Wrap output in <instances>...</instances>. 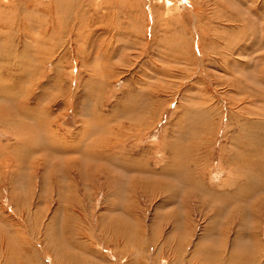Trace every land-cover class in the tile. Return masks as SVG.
Returning a JSON list of instances; mask_svg holds the SVG:
<instances>
[{
	"label": "rangeland",
	"instance_id": "obj_1",
	"mask_svg": "<svg viewBox=\"0 0 264 264\" xmlns=\"http://www.w3.org/2000/svg\"><path fill=\"white\" fill-rule=\"evenodd\" d=\"M261 200L264 0H0V264H264Z\"/></svg>",
	"mask_w": 264,
	"mask_h": 264
},
{
	"label": "bare ground",
	"instance_id": "obj_2",
	"mask_svg": "<svg viewBox=\"0 0 264 264\" xmlns=\"http://www.w3.org/2000/svg\"><path fill=\"white\" fill-rule=\"evenodd\" d=\"M58 2V1H57ZM51 6V5H50ZM54 6H56L55 4H54ZM58 7H59V5H57L56 6V8L58 9ZM62 8V7H61ZM59 10V9H58ZM257 140V139H256ZM260 140V139H259ZM254 142V141H253ZM171 144V143H170ZM164 145V144H163ZM246 145V144H245ZM103 147V146H102ZM164 147V146H163ZM244 147V146H243ZM165 148V147H164ZM246 148H248V147H246ZM255 148V147H254ZM249 149V148H248ZM260 149V148H259ZM89 150H90V148H89ZM101 150V149H100ZM88 151V150H87ZM107 151V150H106ZM252 151V150H251ZM91 152V151H90ZM165 152V151H164ZM92 153H94V152H92ZM128 153V152H127ZM239 153V152H238ZM85 154V153H84ZM87 154V153H86ZM174 154V153H173ZM114 155V154H113ZM231 155V154H230ZM100 156H102V155H100ZM119 156V155H118ZM120 156H123V155H120ZM125 156V155H124ZM102 157H104V156H102ZM111 157V156H110ZM250 157V156H249ZM128 158V157H127ZM241 158V157H240ZM99 159V158H98ZM169 159V158H168ZM175 160V159H174ZM234 161V160H233ZM176 163V162H175ZM170 164V163H169ZM174 164V163H173ZM255 165V164H254ZM186 166V165H185ZM184 166V167H185ZM187 167V166H186ZM186 167H185V169H186ZM170 168V167H169ZM233 168V167H232ZM250 169V168H249ZM125 170V169H124ZM162 170V169H161ZM165 170H166V167L164 168V172H165ZM174 170V169H173ZM191 170V169H190ZM178 171V170H177ZM188 171V170H187ZM241 171V170H240ZM174 172H176V170L174 171ZM242 172V171H241ZM160 173V172H159ZM194 173V172H193ZM126 174V173H125ZM176 174V173H175ZM179 175H180V173H179ZM192 176V175H191ZM175 177V176H174ZM186 177V176H185ZM193 177V176H192ZM176 178V177H175ZM179 178H181V177H179ZM172 179H174V178H172ZM182 180H183V178H182ZM181 181V180H180ZM198 181V180H197ZM232 181V180H231ZM175 182V181H174ZM193 182V181H192ZM232 182H234V178H233V181ZM231 182V183H232ZM176 183V182H175ZM180 183V182H179ZM230 183V182H229ZM236 183V182H235ZM240 183V182H239ZM199 184V183H198ZM242 184V183H241ZM169 185V184H168ZM171 185V184H170ZM237 185V184H236ZM224 186V185H223ZM174 187V186H173ZM236 187V186H235ZM206 189V188H205ZM241 189H242V187H241ZM240 189V190H241ZM256 189H258V188H256L255 187V191H256ZM221 190V189H220ZM166 191V190H165ZM239 191V190H238ZM249 192V191H248ZM251 192V191H250ZM169 193V192H168ZM193 197L195 196V191H190L189 192ZM208 194V193H207ZM219 194V193H218ZM224 194H226V193H224ZM248 194V193H247ZM238 195V194H237ZM250 195V194H249ZM171 196V195H170ZM216 196V195H215ZM226 196V195H225ZM214 197V196H213ZM249 198V197H248ZM219 199V198H218ZM239 199V198H238ZM211 200V199H210ZM220 200V199H219ZM243 200V199H242ZM254 200H255V198H254ZM194 201V200H193ZM227 201V200H226ZM239 202V201H238ZM263 201L261 200V202H260V204L262 203ZM229 203V202H228ZM264 203V202H263ZM254 204H256V203H254ZM211 205V204H210ZM250 206H251V204H250ZM262 207H264L263 205H261ZM236 207H239L238 205L236 206ZM257 207V206H256ZM241 208V207H240ZM260 209V208H259ZM193 210V209H192ZM196 210V209H195ZM237 211H238V209H236ZM202 211V210H201ZM236 211V212H237ZM253 211V210H252ZM260 211V210H259ZM209 212V211H208ZM229 212V211H228ZM234 212H235V210H234ZM233 212V214H235ZM242 212V211H241ZM240 212V213H241ZM207 213V212H206ZM240 213L238 214V215H240ZM204 214V213H203ZM251 214V213H250ZM218 215V214H217ZM216 215V216H217ZM236 215V214H235ZM231 216V215H230ZM234 216V215H233ZM260 216V215H259ZM201 217H203V216H201ZM228 217V216H227ZM261 218V217H260ZM259 218V219H260ZM264 218V217H263ZM262 218V219H263ZM234 219H235V217H234ZM226 220V219H225ZM236 220H238V219H236ZM229 221V220H228ZM230 223V222H229ZM235 224V223H234ZM229 225V224H228ZM231 226V225H230ZM228 229V228H227ZM251 230L249 229V232H250ZM259 231V230H258ZM260 236V235H259ZM248 248V247H247ZM204 258V257H203ZM206 260H207V258H206ZM208 261V260H207ZM205 262V261H204ZM214 260H212L211 262H209V263H207V264H214ZM201 263H203V261L201 262ZM206 263V262H205Z\"/></svg>",
	"mask_w": 264,
	"mask_h": 264
}]
</instances>
